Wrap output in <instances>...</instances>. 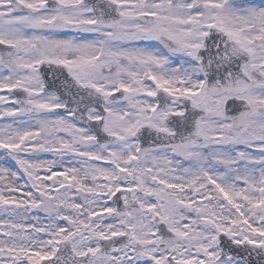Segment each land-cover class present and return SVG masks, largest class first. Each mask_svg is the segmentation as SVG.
<instances>
[{
    "label": "snow or ice",
    "instance_id": "snow-or-ice-1",
    "mask_svg": "<svg viewBox=\"0 0 264 264\" xmlns=\"http://www.w3.org/2000/svg\"><path fill=\"white\" fill-rule=\"evenodd\" d=\"M0 46V264H264V0H0Z\"/></svg>",
    "mask_w": 264,
    "mask_h": 264
},
{
    "label": "rangeland",
    "instance_id": "rangeland-1",
    "mask_svg": "<svg viewBox=\"0 0 264 264\" xmlns=\"http://www.w3.org/2000/svg\"><path fill=\"white\" fill-rule=\"evenodd\" d=\"M257 2H259V0H257ZM149 83H151V82H149ZM4 91H6V90H4ZM4 91H0V95L9 97V95H4L3 94ZM10 99L11 98L9 97V100ZM5 106L11 107L12 105L8 104V105H5ZM0 109H2V108H0ZM10 122H11V118H2V119H0V125L7 124V123H10ZM3 152H4V150L0 149V156L3 155ZM39 155H40L41 159H44V160H50V159H54L55 158V157L52 156L51 153H39ZM5 160L7 161V163L5 162ZM0 165H3L5 167H13L14 166V161H11L10 157L9 158H5V159H0ZM40 175H41V177L44 176V171L43 170L40 172ZM55 177L56 176H54L53 178H55ZM21 183H23V181H21ZM48 183L51 184L52 181H48ZM0 187H3V182L2 181H0ZM15 195H16L17 198H21L23 194L22 193H16ZM38 215H40L41 217L44 216L43 213H38ZM0 218H6V214H4Z\"/></svg>",
    "mask_w": 264,
    "mask_h": 264
},
{
    "label": "flooded vegetation",
    "instance_id": "flooded-vegetation-1",
    "mask_svg": "<svg viewBox=\"0 0 264 264\" xmlns=\"http://www.w3.org/2000/svg\"><path fill=\"white\" fill-rule=\"evenodd\" d=\"M3 49V46H0V50H2ZM4 95H7V94H9L7 91H4V93H3ZM16 95H19V93L18 92H16L15 93ZM11 100V99H10ZM9 105H11V103H9ZM3 107H5V105H0V108H3ZM56 111H60V112H62L63 110L62 109H57ZM100 163H103V162H100ZM63 169L62 168H55V169H53V171H55V172H59V171H62ZM59 178H62V177H58V176H56L55 178H53L54 180H56V179H59ZM53 195H55V192H53Z\"/></svg>",
    "mask_w": 264,
    "mask_h": 264
},
{
    "label": "water",
    "instance_id": "water-1",
    "mask_svg": "<svg viewBox=\"0 0 264 264\" xmlns=\"http://www.w3.org/2000/svg\"><path fill=\"white\" fill-rule=\"evenodd\" d=\"M116 95H119V93H117ZM42 264H46V262H43Z\"/></svg>",
    "mask_w": 264,
    "mask_h": 264
}]
</instances>
